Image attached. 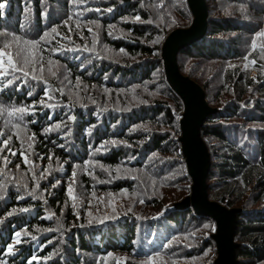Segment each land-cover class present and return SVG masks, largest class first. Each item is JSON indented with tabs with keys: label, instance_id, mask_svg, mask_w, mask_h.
I'll return each mask as SVG.
<instances>
[{
	"label": "trees",
	"instance_id": "16d2710c",
	"mask_svg": "<svg viewBox=\"0 0 264 264\" xmlns=\"http://www.w3.org/2000/svg\"><path fill=\"white\" fill-rule=\"evenodd\" d=\"M205 3L177 65L217 110L207 195L240 210L236 264H264V0ZM0 5V264H214L215 223L174 207L191 180L161 47L186 0Z\"/></svg>",
	"mask_w": 264,
	"mask_h": 264
},
{
	"label": "water",
	"instance_id": "95a60500",
	"mask_svg": "<svg viewBox=\"0 0 264 264\" xmlns=\"http://www.w3.org/2000/svg\"><path fill=\"white\" fill-rule=\"evenodd\" d=\"M191 13L187 28L175 29L166 37L161 47L165 79L170 89L181 99L183 111L179 121L181 152L187 174L191 180L190 195L174 205L175 208H192L197 215L210 218L215 223L211 236L215 244L214 264H236L234 242L238 209H228L207 195V175L210 155L200 130L208 115L217 110L209 107L203 89L189 77L180 73L177 53L202 40L207 30L208 11L205 0H186Z\"/></svg>",
	"mask_w": 264,
	"mask_h": 264
},
{
	"label": "snow or ice",
	"instance_id": "6c2138e0",
	"mask_svg": "<svg viewBox=\"0 0 264 264\" xmlns=\"http://www.w3.org/2000/svg\"><path fill=\"white\" fill-rule=\"evenodd\" d=\"M2 7H3V5H0V8H2ZM8 63L11 64L12 61L9 60ZM17 70H19V68L13 69V71H17ZM24 75H27V73H24ZM49 98H50V97H49ZM16 111H18V112H24L25 109H24V108H19V109H15V110H14V112H16ZM11 114H13V113H9V115H11ZM21 119H22V117H21ZM57 127H59V125H57ZM12 154L15 155V153H12ZM57 183H59V182H57ZM69 191H71V188L69 189ZM205 227H208V226L205 225ZM16 235H17V237H19V236H20V233L18 232Z\"/></svg>",
	"mask_w": 264,
	"mask_h": 264
},
{
	"label": "rangeland",
	"instance_id": "374dc122",
	"mask_svg": "<svg viewBox=\"0 0 264 264\" xmlns=\"http://www.w3.org/2000/svg\"><path fill=\"white\" fill-rule=\"evenodd\" d=\"M189 195H190V194H189ZM189 195H188V196H189ZM180 202H181V201H180ZM212 255H213V254H210V257H211Z\"/></svg>",
	"mask_w": 264,
	"mask_h": 264
}]
</instances>
